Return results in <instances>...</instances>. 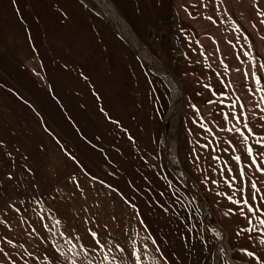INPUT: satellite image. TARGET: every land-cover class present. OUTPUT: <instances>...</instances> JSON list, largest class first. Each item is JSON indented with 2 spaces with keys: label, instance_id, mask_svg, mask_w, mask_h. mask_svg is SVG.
Returning <instances> with one entry per match:
<instances>
[{
  "label": "rangeland",
  "instance_id": "1",
  "mask_svg": "<svg viewBox=\"0 0 264 264\" xmlns=\"http://www.w3.org/2000/svg\"><path fill=\"white\" fill-rule=\"evenodd\" d=\"M105 1L139 50L177 78L180 102L174 109L169 78L83 0H0V264H65L62 246L77 243L66 235L90 245L101 219L116 230L117 264H149L132 193L146 208L162 192L140 163L163 185L170 173L214 217V264H264V0ZM59 150L75 164L67 202L17 186L40 183ZM115 150L123 189L90 168Z\"/></svg>",
  "mask_w": 264,
  "mask_h": 264
},
{
  "label": "crops",
  "instance_id": "2",
  "mask_svg": "<svg viewBox=\"0 0 264 264\" xmlns=\"http://www.w3.org/2000/svg\"><path fill=\"white\" fill-rule=\"evenodd\" d=\"M127 41V40H126ZM128 42V41H127ZM57 137L60 139H67L63 137L60 132L57 133ZM4 147V146H3ZM59 149V146L55 147ZM60 158L53 160L51 165H43L42 172L52 168V177L50 180H44L43 173L41 175V182L38 180H33L32 184L28 181H22L17 184L19 187H35L40 189L41 196L44 187L51 189V195L56 202H67L66 196H68L71 191L70 187L74 185L69 184L65 180L64 175L69 177L72 172L73 166L75 165L69 158H67L66 150H59ZM53 152V151H52ZM56 152H54L55 155ZM63 157V160L61 158ZM112 162L106 160L105 163L99 165H90V168L97 178L107 185L115 186L117 188H122L125 182V168L123 175V163L120 162L118 158V150H115L111 155ZM52 161V159H51ZM88 166L89 163L83 159L81 165ZM106 165L109 173L101 171ZM140 167L146 173L153 178V180L158 186L159 191L162 192L161 204L149 203L145 208L139 206V200L132 193V202L138 204L137 213L141 215L147 221V234H148V259L149 264H153L151 261L152 255L150 250H154L156 257L159 258L158 264H214V243L215 239L213 236L214 217L208 220L206 215V220L203 218L201 212L195 208L194 203L191 202L189 197L182 191L177 185L175 179L169 173L170 183L163 185L161 176L157 175L156 168L149 164L140 163ZM139 167V168H140ZM170 168V167H169ZM27 168H25L26 170ZM45 169V170H44ZM171 169V168H170ZM38 183V184H37ZM176 183V184H175ZM173 184L176 185V190H173ZM185 185V184H184ZM28 187V188H29ZM62 188V189H61ZM175 195V196H173ZM126 197L123 196L121 203H118V208L124 209V202ZM184 200L183 208L179 207L178 201ZM195 199V198H194ZM177 212H182L185 217L184 220L180 221L174 218L178 217ZM99 219V218H98ZM214 225L213 227L211 226ZM218 227V226H217ZM113 225L106 223L102 224V219L100 220V233H95L91 235V244H88L86 238V246L81 244L82 235L77 234V231L73 232L70 230L69 234L66 236H74L76 244L65 250L63 245V250H60V256L64 258L65 264H117V250L114 246L116 230H113ZM86 232V230H84ZM86 236V235H85ZM70 241V240H69ZM56 264H61L56 262Z\"/></svg>",
  "mask_w": 264,
  "mask_h": 264
},
{
  "label": "bare ground",
  "instance_id": "3",
  "mask_svg": "<svg viewBox=\"0 0 264 264\" xmlns=\"http://www.w3.org/2000/svg\"><path fill=\"white\" fill-rule=\"evenodd\" d=\"M83 1L88 6L93 8L96 12H98L100 15H102L107 21H109L111 26L116 30V32L124 40H127L128 43L130 44V46H132L134 48V50L145 61H147L155 69H158L159 71H161V73H163L164 76H167L169 78L170 82L173 84V87L175 89V97H174V100H173V108L176 109V107L178 106V104L180 102V99H181V89H180L175 77H173L171 75V73L168 72L167 70H164L161 66L154 64V62L151 60L150 57H147L144 52L142 53L139 50L137 42L131 36L126 24L123 22V20L118 16V14L111 8V6L105 0H83ZM173 168H175V165H173ZM180 173H182V172L180 171ZM183 179H184V181L187 182V178L186 177H184ZM224 241H225V239L222 237L220 239V242H224ZM217 264H218V260H217Z\"/></svg>",
  "mask_w": 264,
  "mask_h": 264
},
{
  "label": "snow or ice",
  "instance_id": "4",
  "mask_svg": "<svg viewBox=\"0 0 264 264\" xmlns=\"http://www.w3.org/2000/svg\"><path fill=\"white\" fill-rule=\"evenodd\" d=\"M261 67H264V65H261ZM257 81L259 82V77L258 76H257ZM260 171H264V169H260ZM244 203H247V201H244ZM249 209L251 211H256V209L255 208H252L250 205H249ZM241 211H243V210H241ZM261 223H264V221H261ZM93 235H95V233H93ZM261 243H264V240H262Z\"/></svg>",
  "mask_w": 264,
  "mask_h": 264
},
{
  "label": "water",
  "instance_id": "5",
  "mask_svg": "<svg viewBox=\"0 0 264 264\" xmlns=\"http://www.w3.org/2000/svg\"><path fill=\"white\" fill-rule=\"evenodd\" d=\"M172 75V74H171ZM173 76V75H172ZM173 77H175V76H173ZM176 80H177V78H175ZM174 109H173V113H174ZM171 116H167V118L165 119V124H164V126H165V133H167V129H166V123L168 122V120H169V118H170ZM166 142V144H167V140L165 141ZM170 163H171V161H169V165H170Z\"/></svg>",
  "mask_w": 264,
  "mask_h": 264
},
{
  "label": "trees",
  "instance_id": "6",
  "mask_svg": "<svg viewBox=\"0 0 264 264\" xmlns=\"http://www.w3.org/2000/svg\"><path fill=\"white\" fill-rule=\"evenodd\" d=\"M167 128H168V122H167Z\"/></svg>",
  "mask_w": 264,
  "mask_h": 264
}]
</instances>
